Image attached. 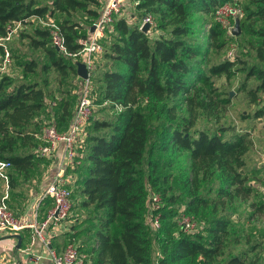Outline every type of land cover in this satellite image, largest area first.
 <instances>
[{"label": "trees", "instance_id": "obj_1", "mask_svg": "<svg viewBox=\"0 0 264 264\" xmlns=\"http://www.w3.org/2000/svg\"><path fill=\"white\" fill-rule=\"evenodd\" d=\"M102 1L0 0V36L14 22L53 18L69 52L77 53ZM240 1L242 53L210 64L208 73L202 66L207 49L193 14L215 17L219 7L235 0H134V18L155 17L160 34L153 37L139 23L116 19L91 76L101 109L86 125L83 157L75 169L72 197L89 214L83 226L73 222L59 251L77 243L93 264H260L261 244L243 242L231 219L238 202L259 189L253 181L262 183L246 171L254 140L248 132L225 137L227 126L213 133L194 130L197 109L205 105L206 114L216 115L212 76L232 77L248 68V78L257 80L247 88L253 102L264 92V0ZM78 13L87 26L75 20ZM207 33L218 49L234 38L215 21ZM19 37L25 47L12 48ZM19 37L10 49L25 79L14 80L11 70L0 74V158L13 164L12 186L30 181L47 162L37 153L42 127L53 122L61 132L69 129L83 84L76 61L52 45L47 27L35 25ZM191 77L202 85L191 83ZM179 101H186L188 115L179 111ZM254 117L264 118V103ZM176 150L189 153L188 170L176 160ZM151 193L162 199L156 230L149 217ZM183 209L200 224L193 232L179 223ZM257 210L264 212V202Z\"/></svg>", "mask_w": 264, "mask_h": 264}, {"label": "built area", "instance_id": "obj_2", "mask_svg": "<svg viewBox=\"0 0 264 264\" xmlns=\"http://www.w3.org/2000/svg\"><path fill=\"white\" fill-rule=\"evenodd\" d=\"M132 0H103L102 8L99 16L93 20L88 28L86 37L80 40L81 49L77 53H71L67 47L66 37L63 34L59 23L53 18L40 17L44 20L46 27L50 31L51 43L63 54L72 57L76 62L81 61L86 64L89 71V78L83 79L80 90L79 101L73 113L69 129L66 132L58 130L53 122H45L42 127L39 138L42 143L37 149V153L41 157L50 158L54 156L59 148L63 146L64 156L60 164H58L55 175L43 187L40 193V200H52L53 206L48 210L43 218H38L35 211L33 215L18 214L13 211L10 205L12 175L11 170L13 164L9 160L0 158V180L3 182L4 190L0 196V237L19 234L29 229L31 232L30 245L26 248V253L32 254V264H39L42 255L35 251V246L44 250L48 254L51 264H93L90 255L80 249L77 243H70L63 250L59 251L53 245V228L60 226L68 217L72 208V193L70 187L76 182V175H67L68 166H78L81 164L83 157L81 149L85 144V128L89 124L94 115L95 92L91 81L92 73L96 67L98 57L104 55L106 51V38L117 18L124 17L129 14ZM244 14L243 8L238 4L222 5L218 8L217 17L223 16L230 25L229 31L232 34L234 21L237 17ZM148 23L150 28L147 32L157 30V21L151 14L143 18L140 29ZM222 23V22H221ZM94 30L91 31V27ZM23 29L22 22H14L8 26L7 33L0 36V46L3 51L0 53V74L9 72L12 66V55L10 43L19 37V33ZM158 32V31H157ZM233 57L234 50L230 52ZM161 196L157 193H151L149 196V217L152 227L156 230L160 227V215L158 211L161 208ZM40 203H36L39 208ZM180 225L186 232H193L197 222L192 215L181 210L178 217Z\"/></svg>", "mask_w": 264, "mask_h": 264}, {"label": "rangeland", "instance_id": "obj_3", "mask_svg": "<svg viewBox=\"0 0 264 264\" xmlns=\"http://www.w3.org/2000/svg\"><path fill=\"white\" fill-rule=\"evenodd\" d=\"M130 6L129 13L131 15H127L126 19L129 23H139L141 24L142 20L139 21L134 18V14L137 13L135 9V2ZM238 1V2H237ZM238 3L242 8V3L240 0H235V2H231L229 4ZM227 4V3H226ZM225 4V5H226ZM102 7H100L101 10ZM244 10V9H243ZM218 11V10H217ZM213 17L211 15H206L204 13H194L193 18L195 20V24L197 29L199 30V39L204 44L205 48L207 49V55L202 60L203 70L207 73L209 72L210 64H213L217 60L229 58L234 60L236 56L241 55L242 53V43L244 42L243 36H234L231 41L226 45L223 49H218L216 46H212L209 44L208 38V28L210 25L215 21L221 24L223 29H225L229 34V24L226 22V18L223 16ZM81 13H78L75 17V20L80 21L84 26H87L89 23L85 19L81 17ZM56 18V17H55ZM238 18V17H237ZM45 19V18H43ZM31 23L23 24V31L24 32H32L35 25H40L42 27H46L44 20L38 18L30 19ZM222 22V23H221ZM234 26L236 19L232 21ZM113 30V28H112ZM159 31V32H157ZM151 34V37L158 36L160 34V30H152L147 32ZM109 37L104 40L106 44L110 40ZM231 35V34H230ZM20 37L15 40L12 44V48L22 47L25 46L23 43L25 41H20ZM245 43V42H244ZM27 50V48H25ZM234 50L233 57H230V52ZM219 51V52H218ZM40 56L43 58L45 57L44 53L41 51L39 52ZM12 55V53H11ZM210 58V59H209ZM103 59V56L98 57L96 60V66L99 64ZM201 66V65H200ZM235 75L232 77H228L227 75L222 76H212L211 78L214 80L213 87L217 88V97L215 100L217 102L216 107V115L211 117L209 112L205 113V105L203 108L197 109L196 112V120L194 125V130H209L210 133L217 131L219 127L227 126L230 128L229 131L225 134V137L230 138L232 134L236 132H248L251 134L252 139L254 140V145L251 148L250 152L245 156V160L247 162L246 171L249 174L252 172L254 176H256V180H261L262 183L256 184L255 181L253 183L259 188L254 192L250 198L245 201L238 202V208L235 210L234 214L231 216L233 222V229L236 231L237 236L243 241L246 242V238L251 239V241H257L261 244V249L259 254L261 255L260 264H264V212L257 210V205L260 202H264V118L262 119H255L254 111L258 108V105L264 103V92L259 94L258 102H253V97L248 92V87L251 84H256L257 80L255 78H248V68L240 69ZM11 72L14 76V80L19 81L25 79L23 77V70L17 67L15 60L12 56V66ZM30 79V78H28ZM191 83H195L197 86H201L202 82L197 81L195 78L191 77ZM95 86V83L93 87ZM82 87V86H81ZM80 90L78 91V93ZM219 92V93H218ZM79 96V94H78ZM186 98V95H184ZM224 98H228L229 102L227 104H223L221 101ZM221 100V101H220ZM216 105V104H215ZM179 107L181 114L188 115V106L186 101H179ZM101 106L97 103H94V110L95 114H99ZM193 118V117H192ZM192 131L194 134L195 131ZM176 160L182 163L185 169L188 170L190 165V158L189 153L182 150H176ZM177 170V169H176ZM175 170V171H176ZM255 170H259V172L255 173ZM179 171L174 172L177 174ZM33 178L30 181H26L25 191L22 192L23 195L28 198L29 191L31 189H36L37 191L40 189V185H43L48 176V167L43 166L41 170L33 174ZM22 181V180H21ZM24 183V182H22ZM40 183V184H39ZM43 183V184H42ZM173 183V181H172ZM1 184V182H0ZM174 186L178 188L177 183H174ZM13 186H11L12 188ZM4 187L0 185V195L1 191L3 193ZM19 191L15 190V195H17ZM21 194V193H19ZM79 198L72 197V209L70 210L69 217L66 221L72 220L74 224L77 223V226H83V221L86 220L87 215L89 214V210L82 209L78 206ZM82 220V221H81ZM82 222V223H81ZM200 224L196 223L195 229L199 228ZM9 235V234H6ZM244 247V246H243ZM235 250H239L240 246L235 244L233 247Z\"/></svg>", "mask_w": 264, "mask_h": 264}, {"label": "crops", "instance_id": "obj_4", "mask_svg": "<svg viewBox=\"0 0 264 264\" xmlns=\"http://www.w3.org/2000/svg\"><path fill=\"white\" fill-rule=\"evenodd\" d=\"M102 6V4H101ZM83 81L82 78H80L79 82ZM64 156V148L61 146L58 150V152L50 157L45 158L47 162H44L41 164L38 172L41 170L43 166L48 167V176L46 181L43 185H40V189L37 191L36 189H31L28 194V198L26 199V196L22 194L23 191H25L26 184L20 183V185L13 186L11 188V197H10V205L14 212L18 214H27V215H33L36 211L38 213V218H43L49 208L50 202L46 200H40V193L43 189V187L52 179V177L55 175V170L62 161V158ZM45 160V161H46ZM75 166H68L67 168V175H77L75 172L76 169ZM12 172V170H11ZM1 186H3V182L0 180ZM40 184V183H39ZM75 182L71 184L72 190H74ZM18 190L17 195H15V190ZM2 194V191H1ZM1 196V195H0ZM36 203L39 204V208H36ZM72 220L65 221L60 226H57L56 228H53V245L55 247L59 246L60 249L63 246H60V244L64 243L66 241L67 233L72 232ZM19 236L14 235H7V236H1L0 237V264H32L33 255L26 253V248L30 245L31 240V232L29 229H26L19 233ZM20 244V247H19ZM35 251L42 255V258L39 262V264H51L50 259L48 258V254L35 246Z\"/></svg>", "mask_w": 264, "mask_h": 264}, {"label": "water", "instance_id": "obj_5", "mask_svg": "<svg viewBox=\"0 0 264 264\" xmlns=\"http://www.w3.org/2000/svg\"><path fill=\"white\" fill-rule=\"evenodd\" d=\"M149 28H150V25L148 23H146L143 26L142 30L147 32L149 30ZM93 30H94V26L91 27V31H93ZM241 32H242L241 18L238 17V18H236V22H235V26L232 30V34L234 36H239L241 34ZM76 64H77L78 76L82 79H88L90 75H89V71H88L86 64L81 62V61L76 62ZM14 236L20 237L19 234H14ZM19 247H20V244H19Z\"/></svg>", "mask_w": 264, "mask_h": 264}]
</instances>
